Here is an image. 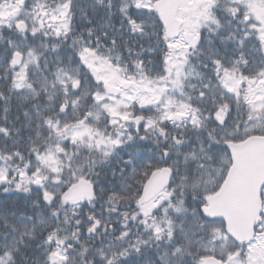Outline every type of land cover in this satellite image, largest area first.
I'll use <instances>...</instances> for the list:
<instances>
[{"label": "snow or ice", "instance_id": "snow-or-ice-1", "mask_svg": "<svg viewBox=\"0 0 264 264\" xmlns=\"http://www.w3.org/2000/svg\"><path fill=\"white\" fill-rule=\"evenodd\" d=\"M0 85V264H264V0H0Z\"/></svg>", "mask_w": 264, "mask_h": 264}, {"label": "trees", "instance_id": "trees-1", "mask_svg": "<svg viewBox=\"0 0 264 264\" xmlns=\"http://www.w3.org/2000/svg\"><path fill=\"white\" fill-rule=\"evenodd\" d=\"M117 27H119V24H117ZM0 87H2V85H0ZM22 197H18L16 195H11V194H8V195H5L3 193H0V199H8L10 201H16L18 199H21Z\"/></svg>", "mask_w": 264, "mask_h": 264}]
</instances>
